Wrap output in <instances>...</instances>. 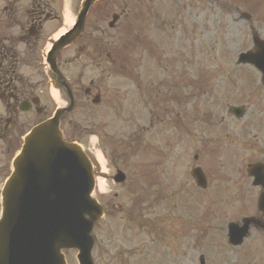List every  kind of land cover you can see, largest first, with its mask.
Wrapping results in <instances>:
<instances>
[{"label": "rangeland", "instance_id": "374dc122", "mask_svg": "<svg viewBox=\"0 0 264 264\" xmlns=\"http://www.w3.org/2000/svg\"><path fill=\"white\" fill-rule=\"evenodd\" d=\"M149 1L141 0V11L132 13L136 18L142 12L136 26L144 43L127 46L135 36L134 23L125 33L109 31L115 37L111 39L115 62L122 55L121 62H129L119 76L111 75L110 93H114L105 97L108 101L84 110L82 119L89 135L83 132L80 145L93 161V198L104 210L91 233L93 262L166 264L168 257L167 264H198L204 255L205 264H264V232L253 231L237 248L227 246L224 238L228 222L256 214L245 167L264 163V86L259 72L235 61L239 53L252 47V30L264 38V0ZM77 2L63 0L66 24ZM149 8L152 14L147 15L143 10ZM198 85L205 86L206 93L187 87ZM182 96L198 114L186 116L190 135L183 138L187 147L176 149L175 144L169 151L163 139L174 130L175 114L166 123L163 116L168 115L167 108L177 107ZM154 106L162 117L156 129L148 113ZM235 106L245 109L240 119L228 113ZM207 117L212 126L203 122L209 121ZM151 134L156 137L153 143ZM151 144L162 146L158 154L150 155ZM197 153L209 182L204 203L190 198L184 213L181 205L154 202L155 181L165 194L187 190L186 174ZM115 170L125 174L124 185L112 182ZM5 176L0 175V189ZM173 177V188L167 190L165 184L172 183ZM200 224L207 232L204 243L195 239L202 236L197 231ZM158 247L163 254L152 255ZM65 255L67 264H76L74 252Z\"/></svg>", "mask_w": 264, "mask_h": 264}, {"label": "flooded vegetation", "instance_id": "af4514ba", "mask_svg": "<svg viewBox=\"0 0 264 264\" xmlns=\"http://www.w3.org/2000/svg\"><path fill=\"white\" fill-rule=\"evenodd\" d=\"M61 5L62 0H0V175H8L11 160L22 138L33 127L51 118L56 110H65L59 117V128L66 140H81L83 132L88 135L89 128L82 126L85 124L82 121L83 117L85 118L84 110L102 105L103 100L105 104V101H108L105 97L108 98L114 93H110L111 75L115 73L119 76L124 72L120 69L124 55L115 62L111 47L113 35H110L109 31L116 29L125 33L130 24L134 23L135 36L128 44H137L141 38L136 26L140 25L141 19L138 15L141 12L136 18L132 16L133 12L141 11V0H98L88 7L80 30L75 23L65 27ZM77 11L78 8L72 12L73 20ZM127 33L129 34L130 30ZM95 69L98 71L93 75ZM134 77L137 83L139 75L137 77L136 72ZM114 91L118 93L117 88ZM137 98L141 99L140 94ZM176 106L167 108L168 115L163 116L166 123L167 117L170 115L171 121L175 114L173 132L169 131L164 139L161 138L164 144L161 143L169 151H172L175 144L176 149L179 146L187 147V139L183 138V135H190L186 118L190 110L183 96L178 98ZM200 111L202 115V109ZM148 113L153 129H156L157 122L162 117H159L155 106L150 108ZM203 122L205 123L204 120ZM154 134L150 137L152 143L156 140ZM203 145L206 148L205 141ZM152 146L150 152L153 155L162 149L159 144ZM199 157L198 153L192 157L193 166L189 167L186 174L187 190H171L165 194L159 190L161 184L155 182L154 202H168L170 207L177 208L181 205L184 213V205L190 198L203 204L204 193L209 184L201 190L192 176L193 169L202 168ZM249 180L247 177V181ZM170 181L172 183L165 184L167 190L173 188L171 185H174L176 178L174 180L173 177ZM248 186L256 202L260 189L253 187L251 182ZM245 218H252L249 234L253 231L264 232V216L260 214L245 216L228 224L235 223L240 227ZM203 227L200 224L197 228L198 234H202L201 239L203 234H207ZM226 234L225 231L227 246L237 248L229 244ZM160 254L163 252L159 247L152 253Z\"/></svg>", "mask_w": 264, "mask_h": 264}, {"label": "water", "instance_id": "95a60500", "mask_svg": "<svg viewBox=\"0 0 264 264\" xmlns=\"http://www.w3.org/2000/svg\"><path fill=\"white\" fill-rule=\"evenodd\" d=\"M94 1L82 3L80 24ZM251 36L252 50L240 54L236 63L254 66L264 85V40L255 32ZM229 112L236 118L243 115L241 108ZM247 172L255 185L264 186L262 165L249 166ZM118 176L116 182H122L123 176ZM196 179L204 188L203 175L196 174ZM93 186L91 163L79 146L63 141L58 116L35 128L1 192L0 264H65L62 250H76L79 264H92L90 233L102 216L90 197ZM257 208L264 213V195ZM245 222L238 231L229 225L228 238L233 245L247 237L249 220Z\"/></svg>", "mask_w": 264, "mask_h": 264}, {"label": "bare ground", "instance_id": "6f19581e", "mask_svg": "<svg viewBox=\"0 0 264 264\" xmlns=\"http://www.w3.org/2000/svg\"><path fill=\"white\" fill-rule=\"evenodd\" d=\"M99 187L102 188V185L100 184Z\"/></svg>", "mask_w": 264, "mask_h": 264}]
</instances>
